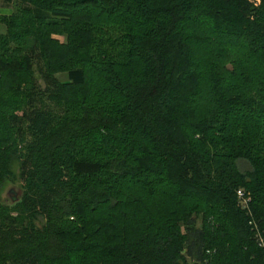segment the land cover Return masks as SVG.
I'll return each mask as SVG.
<instances>
[{
	"label": "trees",
	"instance_id": "1",
	"mask_svg": "<svg viewBox=\"0 0 264 264\" xmlns=\"http://www.w3.org/2000/svg\"><path fill=\"white\" fill-rule=\"evenodd\" d=\"M0 26V264H264V0H20Z\"/></svg>",
	"mask_w": 264,
	"mask_h": 264
},
{
	"label": "rangeland",
	"instance_id": "2",
	"mask_svg": "<svg viewBox=\"0 0 264 264\" xmlns=\"http://www.w3.org/2000/svg\"><path fill=\"white\" fill-rule=\"evenodd\" d=\"M20 0H12V3H7L6 0H0V15L2 16H9L15 12V4L19 3ZM0 32L4 33L5 28L3 26H0ZM63 39V38H61ZM35 69V77L38 81V84L43 87V81L40 77L39 71L37 70L36 66H34ZM60 80H66V74L60 73L57 75ZM12 170L15 174H18V162H15L12 164ZM21 183L19 180L16 179H10L3 183V186L0 190V198L2 201L8 205L12 204V198L13 196L19 197L21 194L20 189ZM196 225H200V218H197Z\"/></svg>",
	"mask_w": 264,
	"mask_h": 264
},
{
	"label": "built area",
	"instance_id": "3",
	"mask_svg": "<svg viewBox=\"0 0 264 264\" xmlns=\"http://www.w3.org/2000/svg\"><path fill=\"white\" fill-rule=\"evenodd\" d=\"M237 198H238L239 203L241 204L242 207H246L248 202L250 201V196L248 194H245L242 189H238ZM257 236H258V234H257ZM258 244L264 250V241H263L261 236H258Z\"/></svg>",
	"mask_w": 264,
	"mask_h": 264
}]
</instances>
